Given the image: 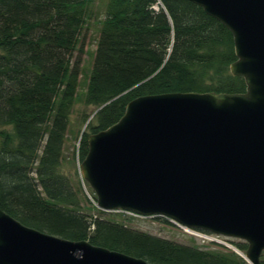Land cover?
<instances>
[{"label":"trees","instance_id":"obj_1","mask_svg":"<svg viewBox=\"0 0 264 264\" xmlns=\"http://www.w3.org/2000/svg\"><path fill=\"white\" fill-rule=\"evenodd\" d=\"M94 1L0 0V210L40 232L151 264H246L231 250L134 230L123 212H82L61 164L81 74L74 53ZM235 60L231 33L189 0H107L83 97L95 123L79 137V162L88 135L115 124L133 99L243 93L244 80L229 72Z\"/></svg>","mask_w":264,"mask_h":264},{"label":"water","instance_id":"obj_2","mask_svg":"<svg viewBox=\"0 0 264 264\" xmlns=\"http://www.w3.org/2000/svg\"><path fill=\"white\" fill-rule=\"evenodd\" d=\"M189 1L231 33L236 60L229 72L244 80L245 91L133 99L115 124L88 135L80 177L100 211L164 218L187 229L239 240L247 246L246 264H260L264 0ZM0 264L151 263L86 240L40 232L0 210Z\"/></svg>","mask_w":264,"mask_h":264},{"label":"rangeland","instance_id":"obj_3","mask_svg":"<svg viewBox=\"0 0 264 264\" xmlns=\"http://www.w3.org/2000/svg\"><path fill=\"white\" fill-rule=\"evenodd\" d=\"M107 0H95L90 6L91 18L87 21L86 26L81 31L79 38V51L74 53V59H78L80 63L81 74L78 78L77 99L73 105L72 112L69 117V130L66 135V142L63 152V163L61 171L67 176L69 184L73 190L78 189L83 199V213L92 214L91 207H95L93 203V193L89 186L82 181L79 172L80 162L77 156V146L80 135L86 130L88 123L94 124L92 108L87 107L83 103L84 93L86 91L88 76L92 68L93 57L96 49V42L99 35L100 21L103 19L104 8ZM87 119L84 121V118ZM87 122V125H86ZM129 216V215H128ZM132 217V216H131ZM134 220L126 223V225L134 230L144 232L162 239L172 241L182 245H195L203 250H231L237 251L241 259L243 257L236 249V244L243 243L234 239H221L225 245L212 242L207 238L195 236L186 233L176 226L164 223L162 218H141L133 217ZM173 225V224H172ZM264 256V251L262 255ZM244 260V259H243ZM245 261V260H244ZM246 263V262H245Z\"/></svg>","mask_w":264,"mask_h":264},{"label":"built area","instance_id":"obj_4","mask_svg":"<svg viewBox=\"0 0 264 264\" xmlns=\"http://www.w3.org/2000/svg\"><path fill=\"white\" fill-rule=\"evenodd\" d=\"M178 228H180L181 230H183L184 232L186 233H190V234H193L195 236H199V237H202V238H207L209 240H211L212 242H217V243H220V244H223L225 245V243L222 242L221 239H224L220 236H216V235H211V234H208V233H204V232H201V231H197V230H191V229H186V228H183L177 224H175Z\"/></svg>","mask_w":264,"mask_h":264},{"label":"bare ground","instance_id":"obj_5","mask_svg":"<svg viewBox=\"0 0 264 264\" xmlns=\"http://www.w3.org/2000/svg\"><path fill=\"white\" fill-rule=\"evenodd\" d=\"M241 254V256L243 257V259H245V255L243 254V253H240Z\"/></svg>","mask_w":264,"mask_h":264}]
</instances>
